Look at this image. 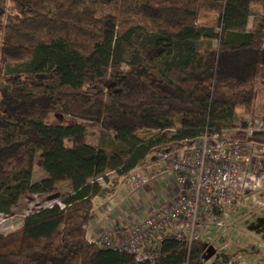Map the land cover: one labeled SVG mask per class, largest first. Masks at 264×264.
Returning a JSON list of instances; mask_svg holds the SVG:
<instances>
[{
	"label": "trees",
	"instance_id": "obj_1",
	"mask_svg": "<svg viewBox=\"0 0 264 264\" xmlns=\"http://www.w3.org/2000/svg\"><path fill=\"white\" fill-rule=\"evenodd\" d=\"M253 4L264 8V0H0V213L22 193L70 186L61 204L0 233V264H204L209 244L199 239L161 237L154 260L101 246L88 232L93 199L157 149L229 129L235 108L252 106L264 80V19L247 28ZM204 12L216 13L217 30L199 24ZM49 113L63 123L46 122ZM85 122L106 140L85 142ZM235 136L264 147V129ZM37 151L46 175L32 182Z\"/></svg>",
	"mask_w": 264,
	"mask_h": 264
},
{
	"label": "built area",
	"instance_id": "obj_2",
	"mask_svg": "<svg viewBox=\"0 0 264 264\" xmlns=\"http://www.w3.org/2000/svg\"><path fill=\"white\" fill-rule=\"evenodd\" d=\"M228 131H206L193 139L171 143L168 146L171 149L166 151L157 149L156 159L177 184L175 196L157 203L142 219L114 237L104 233L94 236V240L103 247L148 260L159 256L158 248L154 249L148 239L164 227L172 230L170 237L188 242L199 239L214 246L213 234L222 230V216L234 206L236 191L255 195L264 186V147ZM120 179L116 187L129 192L140 190L147 182L142 166ZM240 263V256L225 259L216 250L204 261V264Z\"/></svg>",
	"mask_w": 264,
	"mask_h": 264
},
{
	"label": "crops",
	"instance_id": "obj_3",
	"mask_svg": "<svg viewBox=\"0 0 264 264\" xmlns=\"http://www.w3.org/2000/svg\"><path fill=\"white\" fill-rule=\"evenodd\" d=\"M142 168L147 182L136 194L118 189L116 182L104 196L93 199L89 233L92 231L94 236L109 233L114 237L142 219L157 203L175 196L177 184L168 169L156 159L154 152L147 156ZM109 174H113L111 178ZM106 177V183H109L114 173L108 172ZM99 183L102 186L106 184L103 179ZM234 202V206L227 208L222 216V230L213 234L214 246L230 257L240 256V264H264V186L255 195L236 191ZM243 209L250 210V219L235 218L237 212ZM153 240L149 238L150 245Z\"/></svg>",
	"mask_w": 264,
	"mask_h": 264
},
{
	"label": "rangeland",
	"instance_id": "obj_4",
	"mask_svg": "<svg viewBox=\"0 0 264 264\" xmlns=\"http://www.w3.org/2000/svg\"><path fill=\"white\" fill-rule=\"evenodd\" d=\"M217 15L213 12H204L202 13L199 24L211 26L217 30ZM264 19V8L262 5L253 4L251 6L250 15L248 17L247 28L252 30L255 27V23L258 20ZM213 41L212 44H214ZM259 90L256 93L254 102L252 106L248 109H245L243 106L238 105L234 110V119L229 128L228 133L235 134L238 130L246 132L249 134L250 130L252 129H264V120L262 118V109L264 105V80H260L258 83ZM46 122L52 123H63V119L59 118L57 115L49 113L46 117ZM178 119L176 120V123ZM86 124V137L85 142L88 143H99L102 139L106 140L105 136L102 134V130L100 129L99 125L93 122H85ZM260 126V127H258ZM172 129H168L167 132H171ZM56 140V138L54 139ZM56 142V141H55ZM57 144V142H56ZM65 145H70L69 139H64ZM171 149L161 148L160 150L166 151ZM46 175L44 170L40 167V158L39 152L37 151L33 166H32V182H36L43 178ZM113 175V174H112ZM111 174L109 178L112 177ZM123 189V188H122ZM125 191H127L125 189ZM129 192V191H127ZM70 193V186L67 182H58L55 184L53 189L48 192H25L22 193L18 201L11 207L9 213H0V233H7L10 231H14L18 229V227L23 223L24 218L42 208L49 207L55 203L61 204V200ZM136 194V190H132L131 194ZM251 195V194H248ZM129 196V195H126ZM247 196V195H246ZM250 210H239L235 215V218H251L248 214ZM257 212V211H256ZM172 230L170 228L164 227L157 233L152 234L149 238H153V242H151V246L156 249L158 247L159 240L161 237H170ZM90 237L94 238L92 231L89 233ZM96 236V235H95ZM149 241V239H148Z\"/></svg>",
	"mask_w": 264,
	"mask_h": 264
},
{
	"label": "water",
	"instance_id": "obj_5",
	"mask_svg": "<svg viewBox=\"0 0 264 264\" xmlns=\"http://www.w3.org/2000/svg\"><path fill=\"white\" fill-rule=\"evenodd\" d=\"M215 253V248L212 245H209L202 256L203 261L209 259Z\"/></svg>",
	"mask_w": 264,
	"mask_h": 264
}]
</instances>
